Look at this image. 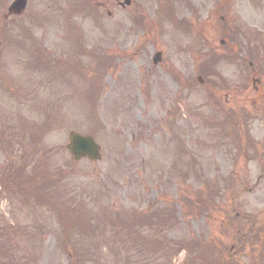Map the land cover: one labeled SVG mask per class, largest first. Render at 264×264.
Instances as JSON below:
<instances>
[{"label": "rangeland", "instance_id": "1", "mask_svg": "<svg viewBox=\"0 0 264 264\" xmlns=\"http://www.w3.org/2000/svg\"><path fill=\"white\" fill-rule=\"evenodd\" d=\"M121 1L0 20V264H264V14L228 1L235 56L220 0ZM71 131L101 160L73 161Z\"/></svg>", "mask_w": 264, "mask_h": 264}, {"label": "water", "instance_id": "2", "mask_svg": "<svg viewBox=\"0 0 264 264\" xmlns=\"http://www.w3.org/2000/svg\"><path fill=\"white\" fill-rule=\"evenodd\" d=\"M125 4H129V0H124ZM25 7L24 0H17L9 8V12L19 13ZM160 55L157 54L154 61L159 60ZM67 151L72 156V158L77 161L81 158H87L88 160H99L100 153L99 147L94 142L91 136H81L74 132L69 134V143L66 146Z\"/></svg>", "mask_w": 264, "mask_h": 264}, {"label": "trees", "instance_id": "3", "mask_svg": "<svg viewBox=\"0 0 264 264\" xmlns=\"http://www.w3.org/2000/svg\"><path fill=\"white\" fill-rule=\"evenodd\" d=\"M46 201H48V200L45 199L44 202H46ZM62 211H64V210H62ZM63 214H64V212H63ZM65 214H66L65 216L67 218H68V215H71L72 214L73 217L72 218H69V219H71L74 222V225L76 227L80 228L81 230H83L85 232H88V231H92L93 230L90 224L83 223V221L77 216V213H76V211L74 209L65 210ZM251 232L253 234V237H251L250 236L251 234H249V233L246 235L247 238L251 237L250 240H249V247H250V249H260L258 247V245H255L256 242L259 239V234H258L259 232L257 230H254V229ZM87 254L88 253L80 254V256L77 258V262H80L82 260H86L87 259Z\"/></svg>", "mask_w": 264, "mask_h": 264}, {"label": "flooded vegetation", "instance_id": "4", "mask_svg": "<svg viewBox=\"0 0 264 264\" xmlns=\"http://www.w3.org/2000/svg\"><path fill=\"white\" fill-rule=\"evenodd\" d=\"M229 1V0H225L224 1V6H222L221 9H224L225 6H226V2ZM249 6L251 8V15L253 16V18L255 17V14H256V11H261L262 14H264V0H250L249 1ZM18 17L20 16H4L3 15V18L4 19H7V21L9 20H16ZM220 19L223 21V23L225 22L226 20V17L223 15H220ZM225 28V26H224ZM254 89V88H253ZM255 90L257 91V89L255 88ZM263 96H264V90L262 91L261 93Z\"/></svg>", "mask_w": 264, "mask_h": 264}]
</instances>
